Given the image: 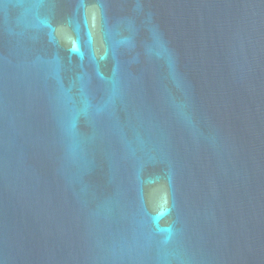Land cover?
Here are the masks:
<instances>
[{"label":"water","instance_id":"1","mask_svg":"<svg viewBox=\"0 0 264 264\" xmlns=\"http://www.w3.org/2000/svg\"><path fill=\"white\" fill-rule=\"evenodd\" d=\"M0 264H264V0H0Z\"/></svg>","mask_w":264,"mask_h":264}]
</instances>
